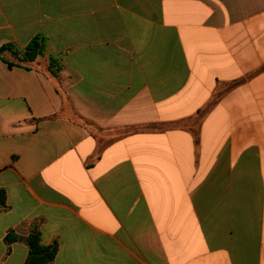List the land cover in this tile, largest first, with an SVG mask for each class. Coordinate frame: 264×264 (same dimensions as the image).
Listing matches in <instances>:
<instances>
[{"label":"crops","instance_id":"crops-1","mask_svg":"<svg viewBox=\"0 0 264 264\" xmlns=\"http://www.w3.org/2000/svg\"><path fill=\"white\" fill-rule=\"evenodd\" d=\"M0 264H264V0H0Z\"/></svg>","mask_w":264,"mask_h":264},{"label":"trees","instance_id":"trees-1","mask_svg":"<svg viewBox=\"0 0 264 264\" xmlns=\"http://www.w3.org/2000/svg\"><path fill=\"white\" fill-rule=\"evenodd\" d=\"M46 49V41L44 37L37 36L23 51H18L13 45H6L0 49V54L5 50H10L16 56L21 55L20 61H32L38 56L43 55ZM6 194L4 191H0V212L6 210ZM12 240H23L26 242L29 253L24 264H48L54 261L57 254L56 245H44L42 243V237L40 232L39 223H35L26 238L16 237L11 239L9 236L6 238V242L9 244Z\"/></svg>","mask_w":264,"mask_h":264}]
</instances>
